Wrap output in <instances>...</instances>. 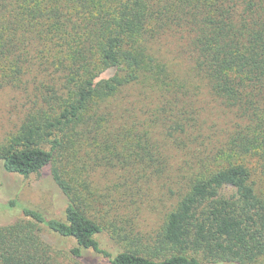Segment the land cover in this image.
Here are the masks:
<instances>
[{"label":"trees","instance_id":"16d2710c","mask_svg":"<svg viewBox=\"0 0 264 264\" xmlns=\"http://www.w3.org/2000/svg\"><path fill=\"white\" fill-rule=\"evenodd\" d=\"M166 35L188 50L189 71L163 56ZM202 84L233 116L227 137L179 167L183 192L154 250L100 248L110 226L92 173L163 176L165 143L184 153L191 128L177 104ZM0 89L23 93L25 107L0 144L3 170L50 167L67 201L64 220L24 205L20 220L0 225V264H264V0H0ZM138 89L162 105L141 131L113 130ZM40 226L67 249L45 242Z\"/></svg>","mask_w":264,"mask_h":264},{"label":"rangeland","instance_id":"374dc122","mask_svg":"<svg viewBox=\"0 0 264 264\" xmlns=\"http://www.w3.org/2000/svg\"><path fill=\"white\" fill-rule=\"evenodd\" d=\"M160 49L169 63L179 65L180 71L191 68L188 50L184 45L178 46L174 36L166 35L161 40ZM113 73L114 70H108L100 78L107 79ZM123 100L121 106L116 108V117L112 121L113 130L119 125L124 128L134 125L141 131L143 125L149 124L150 114L156 113V108L162 105L155 95L139 89ZM177 109L185 112L180 119L191 125V128L186 129L190 131L184 139L187 143L184 153L180 148L174 145L172 147L171 142L165 143L168 146L170 165L163 176L147 181L129 177L124 179L126 176L119 171L92 173L91 179L99 194L97 204L100 203L102 208L101 215L107 223L105 226H110L109 231L101 233L97 238L100 248L113 254L125 249H138L147 254L154 250V238L161 228L164 216L183 192L180 188L182 184L175 182L179 167L186 161L183 168L187 169L191 165L190 160L196 161L202 153L205 154V148L207 150L223 142L232 127V114L203 84L191 91L181 104H177ZM24 111L23 93L0 89V144L17 130ZM160 130L157 127L156 134L154 132L152 135L154 139L161 141L163 137ZM10 201L14 203L12 208L8 206ZM66 202L52 180L50 167L39 174L21 177L6 173L0 163V225L20 220V210L24 205L41 211L48 217L64 220ZM40 228L45 242L67 249L44 226ZM114 234L123 239L121 243L117 242ZM73 245L70 241L69 246ZM87 255L95 257L90 252ZM61 261L69 263V259L65 257H61ZM99 264L109 263L100 261Z\"/></svg>","mask_w":264,"mask_h":264}]
</instances>
